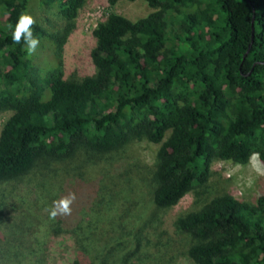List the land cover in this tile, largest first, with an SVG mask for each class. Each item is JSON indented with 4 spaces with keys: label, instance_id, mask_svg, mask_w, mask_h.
Listing matches in <instances>:
<instances>
[{
    "label": "trees",
    "instance_id": "1",
    "mask_svg": "<svg viewBox=\"0 0 264 264\" xmlns=\"http://www.w3.org/2000/svg\"><path fill=\"white\" fill-rule=\"evenodd\" d=\"M146 1L154 11L144 17L110 12L100 21L94 73L65 78L61 52L85 0H0V111H11L0 132V183L33 174L48 210L16 229L0 264H45L49 240L61 234L74 241L69 264H167L174 240H151L147 206L171 208L204 186L214 159L246 164L256 154L264 167V0ZM31 2L56 7L65 21L51 34L31 25L38 41L55 43L43 83L33 53L12 40ZM142 140L159 144L151 168L131 161ZM89 166L92 180L82 170ZM131 168L136 179L126 177ZM92 216L102 217L95 228ZM130 216L136 223L124 225ZM263 218L264 192L252 203L224 193L174 227L192 264H264Z\"/></svg>",
    "mask_w": 264,
    "mask_h": 264
},
{
    "label": "rangeland",
    "instance_id": "2",
    "mask_svg": "<svg viewBox=\"0 0 264 264\" xmlns=\"http://www.w3.org/2000/svg\"><path fill=\"white\" fill-rule=\"evenodd\" d=\"M152 11L154 9L146 0H115L114 3H111L110 0H85V4L75 20L74 29L65 41L61 52L65 78L82 77L94 73L95 67L91 58V50L95 46L96 39L93 35V29L110 12H116L131 20H137ZM25 15L31 16L33 23L39 25L47 34L56 32L65 25L64 19L59 15L57 8L53 6L44 7L36 2H31ZM33 63L35 65L33 76H38L41 80L40 83H43L46 70L48 73L56 65L55 43H52L50 39L39 41L35 52H33ZM10 115L11 111L9 110L0 111V132L4 122ZM158 147L159 144L147 140L133 144L130 156L135 158L130 157L131 161H139L141 168L145 166L151 168ZM82 170L90 180L97 176V169L94 166ZM134 171L135 169L131 168L126 177L136 179ZM67 182L72 183L71 180ZM138 187H140L138 193H142L144 184L140 183ZM51 190L54 194L58 193V189ZM41 192V182L33 174L18 182L13 180L0 183V248L8 247L20 225H32L36 223L37 218L46 217L47 208L42 206L41 202H38L39 193ZM263 192L264 167L258 155L255 154L246 164L214 159L207 183L188 192L176 205L165 210H156V212L153 207L146 205L148 214H154L150 217V223H147L151 228L149 237L155 243L158 238L165 247H169V243L172 244V240H174L173 249L169 247V254L165 257V259L172 257V260L167 261V264H192L185 253V247H187L189 241L184 237H180L175 230L174 222L176 218L197 210L203 202L216 195L228 193L241 201L252 203ZM141 203H143L142 200ZM141 211L144 212V209H141ZM135 214V217L139 218V213L136 212ZM132 218L133 216L126 217L123 224L136 223L134 221L129 222ZM88 220L92 221L90 225L95 228V224L98 225L102 222V217L92 216L86 221ZM143 224H146V222ZM49 242L50 248L45 258V264H69L73 260L75 245L72 236L61 234L52 237Z\"/></svg>",
    "mask_w": 264,
    "mask_h": 264
},
{
    "label": "clouds",
    "instance_id": "3",
    "mask_svg": "<svg viewBox=\"0 0 264 264\" xmlns=\"http://www.w3.org/2000/svg\"><path fill=\"white\" fill-rule=\"evenodd\" d=\"M33 19L29 15L22 14L17 21L15 28L12 30V40L16 44H20L21 40H23V46L26 48L28 53L35 52L38 46V39L33 36V32L31 30V25L33 24ZM69 200L60 201L59 210L64 214H67L70 209L68 207ZM55 211L52 215H55Z\"/></svg>",
    "mask_w": 264,
    "mask_h": 264
}]
</instances>
